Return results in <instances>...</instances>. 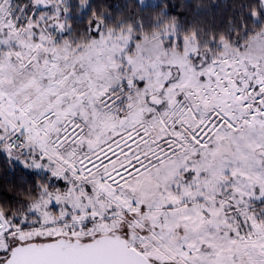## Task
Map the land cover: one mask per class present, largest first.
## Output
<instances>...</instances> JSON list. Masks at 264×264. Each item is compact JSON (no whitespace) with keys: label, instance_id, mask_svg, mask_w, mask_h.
Instances as JSON below:
<instances>
[{"label":"snow or ice","instance_id":"snow-or-ice-1","mask_svg":"<svg viewBox=\"0 0 264 264\" xmlns=\"http://www.w3.org/2000/svg\"><path fill=\"white\" fill-rule=\"evenodd\" d=\"M0 264H264V0H0Z\"/></svg>","mask_w":264,"mask_h":264},{"label":"trees","instance_id":"trees-1","mask_svg":"<svg viewBox=\"0 0 264 264\" xmlns=\"http://www.w3.org/2000/svg\"><path fill=\"white\" fill-rule=\"evenodd\" d=\"M170 2H171V0H170ZM176 2H179V0H176Z\"/></svg>","mask_w":264,"mask_h":264}]
</instances>
